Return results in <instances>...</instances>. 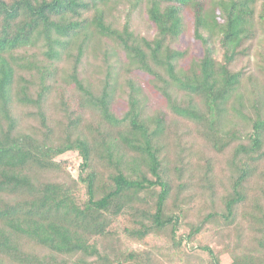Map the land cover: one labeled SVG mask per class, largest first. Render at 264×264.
Masks as SVG:
<instances>
[{"label":"trees","instance_id":"16d2710c","mask_svg":"<svg viewBox=\"0 0 264 264\" xmlns=\"http://www.w3.org/2000/svg\"><path fill=\"white\" fill-rule=\"evenodd\" d=\"M261 34L264 0H0V264H264Z\"/></svg>","mask_w":264,"mask_h":264},{"label":"rangeland","instance_id":"374dc122","mask_svg":"<svg viewBox=\"0 0 264 264\" xmlns=\"http://www.w3.org/2000/svg\"><path fill=\"white\" fill-rule=\"evenodd\" d=\"M120 19L121 20L123 19V15L121 13H120ZM133 21H134V24H133L134 30L136 33H138L140 35H145L148 37L153 36V34H154L153 29H151L150 26H148V24L142 18L134 16ZM257 44H258V46H256V48H258L260 51L262 49L264 50V34L260 35V38H259ZM178 46L182 49L189 48L192 54L201 55V53H202V48H201L200 44H198V42L193 43L191 36L188 34L182 37ZM217 54H219L218 50H217ZM256 54H257V52L253 53V56L251 57L252 62H254V60L259 57V56H256ZM136 73L139 75V77L143 78L145 81L147 80L148 77L144 73H138V72H136ZM63 157L72 158V160H73L72 162L75 163V168L73 167L72 171L75 174L76 173V165H78V163L80 162L79 157H77V155L73 152L66 153L65 155H63ZM210 238H212V237H210L209 235H205L203 237V241L207 242L208 239L210 240ZM188 256L191 259L194 258V255L192 253H189ZM221 260H222L223 264H229L232 259H231L230 255L228 253H226V254L222 255ZM191 264H203V263H202V261L199 260V258H197V259H194V261H192Z\"/></svg>","mask_w":264,"mask_h":264}]
</instances>
